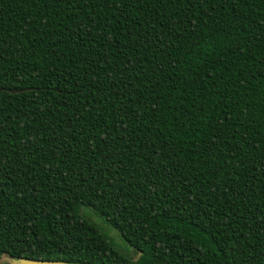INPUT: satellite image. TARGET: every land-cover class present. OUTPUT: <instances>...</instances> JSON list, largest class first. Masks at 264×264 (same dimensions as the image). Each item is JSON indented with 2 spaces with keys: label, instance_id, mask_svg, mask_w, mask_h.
I'll use <instances>...</instances> for the list:
<instances>
[{
  "label": "trees",
  "instance_id": "obj_1",
  "mask_svg": "<svg viewBox=\"0 0 264 264\" xmlns=\"http://www.w3.org/2000/svg\"><path fill=\"white\" fill-rule=\"evenodd\" d=\"M0 89V264H264V0H0Z\"/></svg>",
  "mask_w": 264,
  "mask_h": 264
},
{
  "label": "water",
  "instance_id": "obj_2",
  "mask_svg": "<svg viewBox=\"0 0 264 264\" xmlns=\"http://www.w3.org/2000/svg\"><path fill=\"white\" fill-rule=\"evenodd\" d=\"M2 89H0L1 92ZM12 93L16 92V90H11ZM9 264H79V263H68V262H62L57 260H36V259H25V258H19V259H13L11 258L9 260Z\"/></svg>",
  "mask_w": 264,
  "mask_h": 264
},
{
  "label": "rangeland",
  "instance_id": "obj_3",
  "mask_svg": "<svg viewBox=\"0 0 264 264\" xmlns=\"http://www.w3.org/2000/svg\"><path fill=\"white\" fill-rule=\"evenodd\" d=\"M92 215H93V213H92ZM94 221L96 222V224H98V222H101L100 218L94 219ZM101 225H102L103 230L106 233H109L110 236H112V238H113L115 244L118 246V248H120V249L126 248L127 249L129 247V249L132 250V248L129 245H127V243L124 242V240L120 236L116 235V232L113 230V228L111 229L110 226H107L106 224H103V223H101ZM121 251L124 252L126 250H124V251L121 250ZM124 253L126 254V252H124Z\"/></svg>",
  "mask_w": 264,
  "mask_h": 264
}]
</instances>
